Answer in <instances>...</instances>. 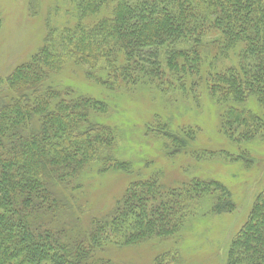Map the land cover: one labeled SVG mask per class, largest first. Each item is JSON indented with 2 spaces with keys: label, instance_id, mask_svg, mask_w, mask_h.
<instances>
[{
  "label": "trees",
  "instance_id": "trees-1",
  "mask_svg": "<svg viewBox=\"0 0 264 264\" xmlns=\"http://www.w3.org/2000/svg\"><path fill=\"white\" fill-rule=\"evenodd\" d=\"M73 1L78 23L62 31L56 48L61 52L48 42L49 31L43 45L3 80L9 93L0 97V264H115L102 256L108 246L175 236L204 198L213 214L234 210L230 192L218 181L194 178L164 188L153 175L130 182L109 215L91 217L85 232L60 222L67 204L57 187L76 190L91 163L103 171L130 167L113 153L114 130L92 119L106 111L105 104L50 84L67 59L87 65L88 76L112 89L165 82L183 88L188 78L193 85L205 82L216 102L227 105L219 131L239 150L199 156L250 165L241 144L264 138V0ZM210 33L218 54L237 51L234 65L204 70L203 39ZM250 100L261 113L239 106ZM166 128L158 125L157 132L177 153L188 137ZM175 258L163 254L154 263ZM225 264H264V189L231 239Z\"/></svg>",
  "mask_w": 264,
  "mask_h": 264
},
{
  "label": "rangeland",
  "instance_id": "rangeland-1",
  "mask_svg": "<svg viewBox=\"0 0 264 264\" xmlns=\"http://www.w3.org/2000/svg\"><path fill=\"white\" fill-rule=\"evenodd\" d=\"M77 23L73 0H0V97L9 93L3 84L5 77L43 45L49 31L48 42L56 49L62 31ZM214 38L215 34L210 33L203 39L206 72L210 70L207 68L222 70L236 62L237 51L218 54L213 48ZM56 50L61 52L60 48ZM88 70L87 65L67 59L50 78V84L68 88L72 96L105 104L106 111L93 114L92 119L114 130L113 153L130 167L128 171H103L100 164L91 163L78 176L76 190L57 187V194L67 204L58 220L75 233L85 232L91 217L109 215L130 182L153 175L164 188L194 178L215 180L230 192L234 210L213 214L210 199L204 198L193 205L177 235L132 247L111 245L102 256L115 264H155L156 257L163 254L176 257L167 264H225L231 239L247 219L255 196L264 189V138L241 144L252 158L250 165L199 156L202 151L239 150L219 131L220 116L227 105L216 102L205 82L193 85L195 79L188 78L183 88L165 82L162 87L130 88L119 84L112 89L88 76ZM96 73L103 78L106 75L104 71ZM239 106L262 112L251 100ZM158 125L188 137L186 146L173 153L158 134ZM187 129L193 134L187 135Z\"/></svg>",
  "mask_w": 264,
  "mask_h": 264
}]
</instances>
